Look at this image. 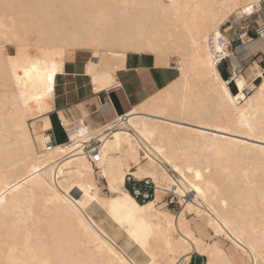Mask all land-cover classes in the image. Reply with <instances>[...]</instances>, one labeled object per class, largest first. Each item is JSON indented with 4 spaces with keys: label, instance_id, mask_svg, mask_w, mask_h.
I'll return each instance as SVG.
<instances>
[{
    "label": "bare ground",
    "instance_id": "obj_1",
    "mask_svg": "<svg viewBox=\"0 0 264 264\" xmlns=\"http://www.w3.org/2000/svg\"><path fill=\"white\" fill-rule=\"evenodd\" d=\"M263 6L264 0H0V264H189L193 254L204 264H235L223 241L240 261L264 264L263 70L253 64L223 79L212 58L223 53L232 68L223 28L236 34L244 22L263 18ZM250 39L242 37L236 55L249 56ZM8 42L17 45L14 52L3 47ZM71 51L90 53L83 69L94 92L115 85L127 52H152L157 67L178 74L163 87L165 98L151 95L125 113L96 168L73 146L44 152L41 142L51 129L55 78ZM254 69L260 81L247 95ZM224 88L240 99L228 100ZM202 150H214V160ZM134 169L154 185L145 202L125 187ZM167 193L182 206L178 215L156 208ZM97 210L109 224L94 218ZM191 215L205 222L211 240L196 235Z\"/></svg>",
    "mask_w": 264,
    "mask_h": 264
},
{
    "label": "crops",
    "instance_id": "obj_2",
    "mask_svg": "<svg viewBox=\"0 0 264 264\" xmlns=\"http://www.w3.org/2000/svg\"><path fill=\"white\" fill-rule=\"evenodd\" d=\"M261 13L263 18L257 22V25L264 22V6L261 9ZM224 35L229 37L228 34ZM250 41L254 43L249 45V56H258L257 60H253L254 62H252L251 65L257 63L256 65L263 70L264 36L258 39L251 38ZM72 52L75 53L71 55ZM72 52L67 53L63 72L64 75H58L55 78L54 110L49 114L52 131L54 129V124H57V118L60 117L59 114L62 113V115L68 119L73 118L78 120L83 116L97 111L106 102H109L111 109L105 113L101 112L92 115L90 118L92 122L98 123L102 120L111 119L114 115H123L129 111L133 105L145 100L159 89L171 83L178 75L173 66L157 67L154 57L149 54L129 53L125 57V66L123 64L125 68L121 67L122 69H118L115 72V79L117 80H115V85L117 82V84H120L121 88L115 89V85H112L108 90L94 92L91 87L90 79L85 75L83 69L84 61L89 57V53L85 51ZM261 52L263 54H261ZM68 59L69 61H67ZM231 64L233 72L237 70L239 66L242 67L243 65L246 68L249 65L246 64V58L243 57H239L238 59L237 57L232 58ZM225 66V72L217 68L222 78L224 74L227 75L228 73V64H225ZM254 72L258 73V69H254L253 73ZM82 112L84 114H82Z\"/></svg>",
    "mask_w": 264,
    "mask_h": 264
},
{
    "label": "built area",
    "instance_id": "obj_3",
    "mask_svg": "<svg viewBox=\"0 0 264 264\" xmlns=\"http://www.w3.org/2000/svg\"><path fill=\"white\" fill-rule=\"evenodd\" d=\"M260 19L259 17H256ZM253 31L254 35L258 37L261 33L264 32V22L259 25H255L254 22L246 23L241 28V31L237 32L234 35L230 36L229 39V47L231 54L236 56V50L238 48H242L244 46V42L242 37L249 36L250 32ZM218 43L221 45L223 43L222 38L217 39ZM238 56V55H237ZM213 61L214 64L221 67L223 64H228V73L227 78H232L234 76V72L228 62V59L224 57L223 53H213ZM242 67L239 66L237 72H242ZM264 74V69L263 72ZM120 84L115 85V89H120ZM109 109H111L109 102H106L98 109L97 111L82 117L81 119H72L69 118L67 120H62L60 117L57 118L58 127L64 132L67 140L65 143L56 144L54 140V136L52 134V130H47L42 135V145L43 151L48 152L53 147L60 146H73L75 147L79 156L86 158L90 164L96 168L97 163L100 160V153L103 150V146L107 140L112 138V135L115 131L119 130V126H121L125 119V114L123 115H114L111 119L102 120L101 122H92L90 118L92 115L97 113H105ZM72 131H76V135L70 137ZM134 180V179H133ZM127 181H131V177H127ZM153 185V184H152ZM151 190L154 193V186H151V183L148 181H133L132 187L130 188V192L134 195V197L139 202H145L148 200L151 195ZM167 195V194H166ZM165 195V196H166ZM187 194L186 197H188ZM172 202V201H171ZM193 264H204L203 260L199 256L197 259L195 258Z\"/></svg>",
    "mask_w": 264,
    "mask_h": 264
},
{
    "label": "rangeland",
    "instance_id": "obj_4",
    "mask_svg": "<svg viewBox=\"0 0 264 264\" xmlns=\"http://www.w3.org/2000/svg\"><path fill=\"white\" fill-rule=\"evenodd\" d=\"M260 19H258V18H256V17H254V18H251V21L252 22H254V24L256 25L257 24V22L259 21ZM249 23H251V22H249ZM244 25L246 24V22H244L243 23ZM231 26H232V24H230ZM229 31H230V27H229V25H227V26H225L224 28H223V34H228L229 33ZM249 37H251V38H253V39H256V37H255V35H254V32L253 31H251L250 32V34H249ZM229 39H230V36L228 37V40H227V42H225L224 44L225 45H227V43H229ZM3 45V47L6 49V50H8V52H14L15 50H16V47H17V45L16 44H12V43H10V42H8V43H3L2 44ZM72 52V51H71ZM71 52H68V53H71ZM73 53H75V52H72L71 53V55L73 54ZM89 53V52H88ZM129 53H134V54H149V55H151V56H153L154 57V55H153V53L152 52H149V51H143V52H141V53H136V52H127V54H129ZM90 54V53H89ZM261 54H263L262 52H261ZM70 55V56H71ZM235 57H243L242 56V54L240 55V56H235ZM257 57L258 56H256V57H254L253 55L252 56H246V64L248 65L246 68H248L251 64H252V62H254L253 60H257ZM173 60H176V58H174ZM67 61H69V59L67 60ZM154 61H155V59H154ZM244 63V62H243ZM257 64V63H256ZM262 65H264V63L262 64ZM246 68L242 65V73H244V71H246ZM225 69H226V66H225V64H223V65H221V67H220V71H223V72H225ZM254 74V76H255V78H257L258 77V73H256V72H254L253 73ZM227 77V75L226 74H224L223 75V78H226ZM259 79H255V81H254V83H252V84H250L251 82H248V87L246 88V90H245V94H250L254 89H255V86L259 83ZM165 88H161V89H159L158 91H156L153 95H155V96H157V97H161V98H165L166 96H167V93H166V91L164 90ZM230 89H231V91H232V93H234L235 92V89H234V86H233V84H231L230 85ZM33 123V121L31 120V121H29V120H27L26 121V126H27V129L31 132L32 131V126H31V124ZM57 127H58V125H56V124H54V129H53V131H52V134H53V136H54V140L55 139H57V140H55V143L56 144H62V143H65L66 141L65 140H67V138H66V136H64L65 134H64V132L59 128V129H57ZM34 128H36L37 130H39L40 128L37 126V125H34ZM55 128H56V130H55ZM59 130V131H58ZM57 133H56V132ZM55 134V135H54ZM64 134V135H63ZM62 136H64V138L62 137ZM64 140V141H63ZM35 146H37L36 144H35ZM201 153H203L205 156H206V158L207 159H209V160H214V157H215V151L214 150H211V151H204V150H202V152ZM208 154V155H207ZM213 156V157H212ZM147 168V170L148 171H151L152 172V169L151 168H149V167H146ZM134 171L135 172H133L134 173V175H131V176H128V177H131V181H127V178H126V182H125V187L128 189V190H130V188L132 187V184H133V181H144V180H146V181H148L149 183H151V186H154V185H152L153 183H152V181L145 175V174H143L141 171H137L136 169H134ZM95 175H96V178H97V181H98V185H99V188H100V193H101V195L102 196H104V197H106V196H108V190L106 189V186H105V181H104V179L100 176V174H99V171L97 170V169H95ZM136 173V174H135ZM170 174H172V172L170 171ZM144 175V176H143ZM155 176H156V178L159 180V182L160 183H162V184H166L167 183V180H166V178L164 177V176H162L161 174H158V173H155ZM134 177V178H133ZM134 179V180H133ZM130 192V191H129ZM131 193V192H130ZM132 194V193H131ZM153 191L151 190V195L153 196ZM71 196H73L74 198H78L79 196H80V191L78 190V189H73V191H72V193H71ZM151 196V197H152ZM150 197V198H151ZM192 199V197H191V194L190 195H188V197H185V200L186 201H190ZM172 201V202H171ZM156 208H158V209H165V210H167V211H169L170 213H172L173 215H178L181 211H182V206L179 204V201H178V199H177V197L176 196H174L173 194H171V193H167V195L165 196V195H163L162 197H161V202L160 203H158L157 205H156ZM96 217V218H95ZM94 218L95 219H98V218H102L103 219V221L105 222L106 221V219H105V214L102 212V211H100V210H97L95 213H94ZM105 219V220H104ZM188 219H189V221L191 222V224H192V227H193V229H194V231H195V233H196V235L197 236H199V237H201L203 240H205V241H209V240H211L213 237V235H212V233H211V231L206 227V224H205V222L203 221V220H195L194 218H193V216L191 215V216H188ZM106 223H108L109 224V221L107 222L106 221ZM105 228H107L106 226H104ZM116 243L119 245V246H122L123 247V243H122V240L121 239H117L116 240ZM223 245H224V248H226L227 250H228V252L230 253V255L233 257V261L235 262V264H248L249 262H248V260H246V259H244V260H239V257H238V255H237V252H235L234 250H232V249H230V247L228 246V244L225 242V241H223V243H222ZM128 252V253H127ZM132 252H129V251H126V254L128 255V256H132V254H131ZM136 257H137V259H142L141 258V256L140 255H136ZM199 256L198 255H196V254H193L192 256H191V259H190V262H189V264H193V261H194V259L196 258H198ZM201 259L203 260V262L205 263V259L204 258H202L201 257Z\"/></svg>",
    "mask_w": 264,
    "mask_h": 264
},
{
    "label": "snow or ice",
    "instance_id": "obj_5",
    "mask_svg": "<svg viewBox=\"0 0 264 264\" xmlns=\"http://www.w3.org/2000/svg\"><path fill=\"white\" fill-rule=\"evenodd\" d=\"M246 11H249V12H250L251 9H246ZM32 71H35V67H33L31 70H29V69H25V70H24V77H26V78L29 77ZM55 71H56V67H55V65H53L51 71H50V72L48 73V75H47V80H48L49 82H51L52 77H53ZM243 87H244V83L241 82V83H240V88H243ZM50 90H51V89H49V91H50ZM260 91H261L262 93H264V85L261 86ZM224 94H225V97H226L228 100L233 101V102H235V100H239V99H240L239 97H236L235 100H234V98H233L231 95L228 94V90H227V88H224ZM197 191H199V189H197ZM85 195L87 196V198H88L89 200H94V199H96V197H95L94 195L91 194L90 189H85ZM81 203H83V202H81ZM130 235H131V233H130ZM137 243H141V242L137 239ZM141 246H143V245L141 244ZM174 264H176L175 261H174ZM180 264H182V262H180Z\"/></svg>",
    "mask_w": 264,
    "mask_h": 264
}]
</instances>
